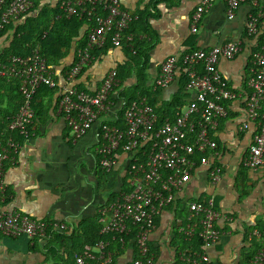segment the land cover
<instances>
[{
  "label": "crops",
  "instance_id": "1",
  "mask_svg": "<svg viewBox=\"0 0 264 264\" xmlns=\"http://www.w3.org/2000/svg\"><path fill=\"white\" fill-rule=\"evenodd\" d=\"M31 1L38 10L54 8L58 2ZM120 1L132 15L138 17L142 13V22L136 17L129 33L140 42V61L131 63L129 51L124 46L108 45L93 55V60L75 82L80 90L95 93L110 71L126 67L129 75L117 79L107 111L82 138L72 142L68 140L66 123L57 113L60 92L47 91L38 95V118L36 116L33 124L35 135L22 141L16 163L5 168L8 198L0 205L2 210L62 223L66 229L53 232L47 239L0 236V264H73V236L80 233L81 224L93 219L98 221L100 208L113 199L109 200L112 195L120 192L128 178L130 163L140 150L133 153L120 151L112 171L102 172L96 154L101 125L125 129V99L141 83H144L152 103L154 100L178 103L175 108L178 114L194 100V93L186 89V80L179 74L166 88H154L162 63L168 57H181L186 52L209 49L229 41L239 42L241 51L231 60L220 59L218 69L226 87L236 94V98L225 104L228 116L219 121L212 134L217 145L215 155H204L209 165L199 163L197 159L196 167L174 203L157 218L149 244L154 264H176L182 231L187 226V205L212 198L221 215L216 222L221 237L214 247L207 249V255L213 264H250L262 245V239L253 233L258 232L259 225L264 226V164L255 171L243 166L252 136L257 131L246 112L247 83L252 74L251 53L260 42L246 36L253 4L250 1L242 4L234 18L229 19L224 0H214L196 33L192 34L190 18L201 0ZM261 27L264 29V20ZM12 35L11 30L0 35V54L9 48ZM75 51L76 44L73 43L67 54L51 66L58 88L65 84V73L74 62ZM18 94L19 91L9 82L0 84V126H5L15 114L20 100ZM244 124H247L246 129H243ZM211 167L221 169L215 183L209 177ZM61 234L64 235L62 239ZM133 255L134 245L129 242L116 257V264H131Z\"/></svg>",
  "mask_w": 264,
  "mask_h": 264
},
{
  "label": "built area",
  "instance_id": "2",
  "mask_svg": "<svg viewBox=\"0 0 264 264\" xmlns=\"http://www.w3.org/2000/svg\"><path fill=\"white\" fill-rule=\"evenodd\" d=\"M247 1L253 10L246 25V36L260 40V47L251 53V77L248 80L249 96L246 102L248 120L255 123L247 155L243 160L246 169L255 171L264 164V0H224L227 17L233 19L237 9ZM214 0H201L190 18V31L196 33L203 16ZM33 7L31 0H0V32L21 19ZM61 15L65 19L86 18L89 22L86 44L75 51L74 62L65 73V84L58 88L54 70L39 48L24 57L11 56L0 61V79L18 83L21 104L9 119L7 133L0 132V205L8 198L4 183L5 168L16 163V155L23 140L34 137L35 111L33 98L41 87L59 91L57 113L69 130L68 140L82 138L107 111L109 96L117 84L116 71H110L95 93L80 90L76 80L93 60V52L107 43L113 47L123 44L134 54V37L127 33L135 19L120 0H61ZM235 41L209 49L186 52L181 57H168L161 65L154 80V88H166L176 74L186 80V89L194 93L192 100L172 120L156 127L157 117L146 100L133 101L124 112L125 129L102 124L100 143L96 150L99 167L109 173L116 166L120 151L133 153L149 145L145 164L132 159L129 172V191L120 192L99 210V234L111 236L123 248L126 238L132 237L134 255L131 264H154L149 236L156 227L160 214L174 203L177 194L188 182L199 163L208 164L206 153L215 155L213 140L219 121L228 116L226 103L236 98L229 90L218 69L220 59L231 60L240 51ZM247 124L243 125V129ZM18 138V139H17ZM201 157H199V156ZM221 169L211 167L209 177L215 183ZM220 213L212 198L192 201L187 205V226L182 231L184 239L197 235L201 239L200 252L189 254L187 264H213L206 251L220 240L221 232L216 222ZM62 223L41 221L18 211H5L0 207V236L5 238L27 237L47 239L57 230L64 231ZM254 236L260 238L259 232ZM108 240H100L93 248L84 246L75 254L73 264H116L114 251ZM264 264V244L250 261Z\"/></svg>",
  "mask_w": 264,
  "mask_h": 264
},
{
  "label": "trees",
  "instance_id": "3",
  "mask_svg": "<svg viewBox=\"0 0 264 264\" xmlns=\"http://www.w3.org/2000/svg\"><path fill=\"white\" fill-rule=\"evenodd\" d=\"M61 0H58L57 5L54 8L44 7L41 10H38L35 8V5L33 4V7L30 9V11L25 14L21 19L11 22L10 24L6 25L3 30L0 32V35L4 34L8 30L13 31L12 35V42L7 48L3 54H0V61L4 62L7 58L11 56L15 57H24L29 55L34 49L39 48V52L43 57L47 59V62L49 66L55 65L58 60H60L62 57H64L70 47L73 43L76 44V49L82 48L86 44V35H87V29L89 27V22H87L86 18L83 19H77L76 17L65 19L61 15V11L59 10V4ZM34 3V2H32ZM138 15V14H137ZM145 16V15H143ZM131 23V25L136 22V17ZM142 17V13L138 15L137 20L139 19L140 22ZM144 18V17H143ZM130 25V27H131ZM130 27L127 31V33H130ZM83 29L84 32H83ZM264 30V29H263ZM81 33H83L82 36ZM140 42L137 40L136 37H134V49L135 53L132 54L131 50L128 48V45L123 44L126 48V50L129 51L130 54V62L136 64L135 62H139L140 58V49H139ZM110 45V43H107L102 49H104L106 46ZM260 42L258 43L257 47H260ZM95 50L93 52L94 54H98L99 52H102L103 50ZM101 50V51H100ZM129 75V72L126 67H119L116 71V77L118 80H121L122 78H125ZM184 79V77H183ZM182 79V80H183ZM9 82L10 84L14 85L16 90L18 91V83L14 81H7L4 79L0 80V84ZM47 91H53L49 90L46 87H41L36 95L33 98L32 106L35 111V119L36 116L38 118V108L36 107V99L38 95L42 93H46ZM137 93V94H136ZM20 100L18 101V107L21 104V96L18 94ZM126 97V96H125ZM145 99L147 101V104L152 108L154 111L157 121L155 123V126L158 127L162 125L166 120H172L174 116L177 114L175 112V108L179 105L176 104L175 101L171 102H157V100H154L155 103H152L151 100L148 98V92L144 89V83H141L137 88L134 90V93L131 96L126 97L125 99V107L126 108L133 102L138 99ZM156 104V105H154ZM16 109L13 113H16ZM124 110V111H125ZM11 116V115H10ZM5 119V117H3ZM9 121V119H8ZM8 121L5 123L6 125L0 126V132L7 133V124ZM149 145L146 144L135 155V159L137 161L136 164H145L146 156L148 155ZM199 156V155H198ZM201 157V156H199ZM132 164V162L130 163ZM128 172L132 173L131 166L128 170ZM126 178L124 181V184L120 190V192H127L129 191V184L127 183ZM119 192V193H120ZM117 196L116 194L112 195L110 199ZM80 233H78L74 237V240L72 241V253L78 254L81 253L84 246L94 247L100 240H108L110 242L109 249L114 251V258L118 255H120L123 251V249L126 247V245L121 248L120 244L118 242H112L111 236H102L99 234L100 232V225L98 224L97 219L90 220L88 222H85L81 224L79 227ZM258 232L260 233V238L262 239V243L264 244V226L259 225ZM64 237L63 234L60 235V238L62 239ZM132 237L126 238V244L130 242ZM202 242L201 239L195 235L190 240L182 238V242L179 245L178 253L176 256V264H187V259L189 254H192L194 252L199 253L200 252V246ZM74 263V258H73Z\"/></svg>",
  "mask_w": 264,
  "mask_h": 264
}]
</instances>
